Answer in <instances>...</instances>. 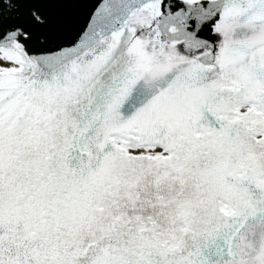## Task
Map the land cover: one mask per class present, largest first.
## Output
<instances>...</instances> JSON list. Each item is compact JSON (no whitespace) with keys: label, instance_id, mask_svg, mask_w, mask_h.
<instances>
[{"label":"snow or ice","instance_id":"snow-or-ice-1","mask_svg":"<svg viewBox=\"0 0 264 264\" xmlns=\"http://www.w3.org/2000/svg\"><path fill=\"white\" fill-rule=\"evenodd\" d=\"M0 264H264V0H0Z\"/></svg>","mask_w":264,"mask_h":264}]
</instances>
